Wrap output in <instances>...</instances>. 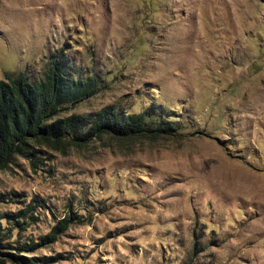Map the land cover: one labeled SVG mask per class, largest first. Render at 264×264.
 Here are the masks:
<instances>
[{
    "label": "rangeland",
    "instance_id": "1",
    "mask_svg": "<svg viewBox=\"0 0 264 264\" xmlns=\"http://www.w3.org/2000/svg\"><path fill=\"white\" fill-rule=\"evenodd\" d=\"M62 49L98 91L59 116L114 106L147 129L0 169V264H264V0H0V79L38 83ZM35 197L24 228L5 217Z\"/></svg>",
    "mask_w": 264,
    "mask_h": 264
},
{
    "label": "trees",
    "instance_id": "2",
    "mask_svg": "<svg viewBox=\"0 0 264 264\" xmlns=\"http://www.w3.org/2000/svg\"><path fill=\"white\" fill-rule=\"evenodd\" d=\"M64 57L63 49L54 51L50 65L38 83L30 82L23 72L6 73L5 78L0 79V169L9 167L18 156L27 159L36 169L41 165V154L47 150L66 153L70 148L88 145L103 134L130 138L146 131L147 112L125 113L114 106L90 114L59 116L67 105L81 102L98 91L95 77L73 78L66 69L68 62ZM18 197L17 192L13 193L12 199L19 200ZM42 203L40 197L32 198L20 210L6 212L5 217L24 228L36 218V208ZM77 221H83L79 214L66 215L52 226L41 242H35L29 249L57 241L71 223ZM10 255L19 264H33L32 258ZM38 259L59 261L68 258L60 252Z\"/></svg>",
    "mask_w": 264,
    "mask_h": 264
}]
</instances>
